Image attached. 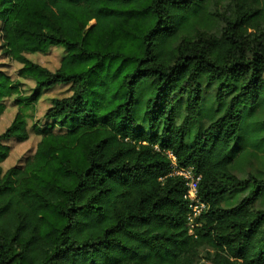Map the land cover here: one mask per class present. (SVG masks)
<instances>
[{"label": "trees", "instance_id": "16d2710c", "mask_svg": "<svg viewBox=\"0 0 264 264\" xmlns=\"http://www.w3.org/2000/svg\"><path fill=\"white\" fill-rule=\"evenodd\" d=\"M0 33V164L39 138L0 173V264H264V0H0Z\"/></svg>", "mask_w": 264, "mask_h": 264}, {"label": "rangeland", "instance_id": "374dc122", "mask_svg": "<svg viewBox=\"0 0 264 264\" xmlns=\"http://www.w3.org/2000/svg\"><path fill=\"white\" fill-rule=\"evenodd\" d=\"M2 38L0 33V68L5 70L15 79L17 78V71L21 67V64L6 58L2 54L1 50ZM65 54V50L63 47H55L52 46L51 49L46 54H31L28 55V58L31 60L51 69L55 70L58 68L60 64V60ZM24 83L22 86V91L24 94L30 93L31 89L34 87V82L27 79H21ZM71 93L69 85H56L53 88L47 90L42 96L41 100L37 104L35 118L39 119L43 116L45 110L50 106L51 99L60 98L67 96ZM14 96L8 102L7 110L0 117V134L6 129V127L10 124L13 119L16 111L17 105L13 104ZM39 141V138L31 133L30 138L25 142H17L14 139L9 141L10 145V154L9 157L0 164V173L7 170L9 167L14 165L22 164L23 160L27 155L32 154L35 151L36 145ZM257 162V159L254 158ZM190 225V224H189Z\"/></svg>", "mask_w": 264, "mask_h": 264}, {"label": "built area", "instance_id": "2783aa9c", "mask_svg": "<svg viewBox=\"0 0 264 264\" xmlns=\"http://www.w3.org/2000/svg\"><path fill=\"white\" fill-rule=\"evenodd\" d=\"M172 159L171 163V174L182 176L186 185L188 186L186 198L190 200L189 207L191 211L188 214V221L191 227L194 226L195 218L198 217L204 209H206V204L198 198V183L200 176L196 175L192 167H180L177 165L176 158L172 153H169Z\"/></svg>", "mask_w": 264, "mask_h": 264}]
</instances>
